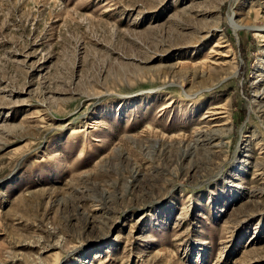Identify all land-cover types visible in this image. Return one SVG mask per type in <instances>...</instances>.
<instances>
[{"label": "rangeland", "instance_id": "374dc122", "mask_svg": "<svg viewBox=\"0 0 264 264\" xmlns=\"http://www.w3.org/2000/svg\"><path fill=\"white\" fill-rule=\"evenodd\" d=\"M0 264H264V0H0Z\"/></svg>", "mask_w": 264, "mask_h": 264}]
</instances>
